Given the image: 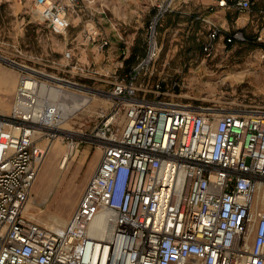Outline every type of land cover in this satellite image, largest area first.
I'll return each instance as SVG.
<instances>
[{
	"label": "built area",
	"instance_id": "built-area-1",
	"mask_svg": "<svg viewBox=\"0 0 264 264\" xmlns=\"http://www.w3.org/2000/svg\"><path fill=\"white\" fill-rule=\"evenodd\" d=\"M176 1L157 4L144 56L112 83L110 106L88 135L101 157L62 227L24 214L63 118L52 82L20 72L9 112L0 114V264H264V109L218 112L181 102L179 81L137 83L158 55L157 24ZM254 1L215 0L206 12ZM34 2L50 32L66 34L62 1ZM196 19L208 25L209 53L221 29ZM85 37L98 50L109 45L92 26ZM245 41L240 30L222 40Z\"/></svg>",
	"mask_w": 264,
	"mask_h": 264
},
{
	"label": "rangeland",
	"instance_id": "rangeland-1",
	"mask_svg": "<svg viewBox=\"0 0 264 264\" xmlns=\"http://www.w3.org/2000/svg\"><path fill=\"white\" fill-rule=\"evenodd\" d=\"M60 1L67 7L71 26L64 35L50 32L35 13L34 0H0V57L15 64L0 59L1 115L9 112L19 74L25 71L22 67L97 92L88 94L90 103L80 108L74 103L77 95L54 98L64 103L63 121L59 135L47 142V149L51 143L50 149L46 151L24 210L27 217L45 227L52 224L53 217H62L66 222L74 211L101 157L98 146L88 140V135L97 124L98 115L110 106L111 100L106 94L112 83L124 80L144 56L146 26L161 0ZM210 3L212 0L175 2L174 9L157 24L158 55L143 69L137 83L150 89L157 81H179L175 92L181 102L218 112L264 109V33L259 34L260 39L246 38L247 41L234 46L216 39L215 48L208 53L204 48L208 25L196 17L208 18L211 13L206 12V7ZM91 26L107 36L109 45L110 41L115 44L108 60L105 54L109 45L98 50L97 43L86 40L85 30ZM117 29L126 35L131 33V47L116 37ZM127 47L129 54L125 57L122 49ZM66 50L71 51L72 59L64 58ZM37 76L41 81H50L40 74ZM51 82L68 93L81 94ZM54 144L58 146L52 147ZM67 150V162L60 168L58 163ZM64 208L66 212L62 215Z\"/></svg>",
	"mask_w": 264,
	"mask_h": 264
},
{
	"label": "crops",
	"instance_id": "crops-1",
	"mask_svg": "<svg viewBox=\"0 0 264 264\" xmlns=\"http://www.w3.org/2000/svg\"><path fill=\"white\" fill-rule=\"evenodd\" d=\"M214 1L215 0H212V3H214ZM207 19L220 27L222 34L218 39H220L221 41L223 40V36L228 35L230 32H233L235 30H240L246 38H254L257 36L260 37L259 34L264 33V0L254 1L250 8H248L247 10L237 11L230 8H219L216 12L211 13ZM190 23L192 24L193 21L191 20ZM181 24L188 26L187 22H182ZM200 25L205 26L203 23H201ZM119 30H116V37H118V39L124 40V42L128 43V47H131V39L133 38V36H131V33L128 32L126 35L124 34V32H121ZM236 44H238V42H235L233 46ZM114 45L115 44L110 41V45L108 47L109 49L105 54V60H108L109 57H111L110 50L115 48ZM128 47L122 49V52L125 53V57L129 54ZM118 65L120 66L121 64Z\"/></svg>",
	"mask_w": 264,
	"mask_h": 264
},
{
	"label": "bare ground",
	"instance_id": "bare-ground-1",
	"mask_svg": "<svg viewBox=\"0 0 264 264\" xmlns=\"http://www.w3.org/2000/svg\"><path fill=\"white\" fill-rule=\"evenodd\" d=\"M0 59L1 60H4V61H6V62H8V63H10V64H12V65H15L13 62H11L10 60H7L6 58H2V57H0ZM19 65V64H18ZM17 65V66H18ZM19 67V66H18ZM22 69H24L25 71H27L28 73H32V74H35V75H37V74H40L42 77H44V78H47V79H49L50 81H53V82H55V83H58V84H60V85H63V86H66V87H69V89L70 88H72V89H76L77 91H79V92H81V94H78V93H75V92H70V93H68V91H66V90H64V89H61V88H59V87H57V86H55V85H53L52 86V90H53V96L54 97H66L68 94H70V96L71 95H77L78 97H77V100L74 102V103H76V105H77V108H80V107H82V106H84V105H88L89 103H90V100H91V97L89 96V95H93V94H95V93H97L96 91H94V90H91V89H88V88H86V87H84V86H80V85H78L77 83H74V82H68V81H65V80H62V79H59V78H56V77H53V76H50V75H46V74H44V73H41V72H38V71H33L32 69H30V68H27V67H22ZM40 76V77H41ZM71 89V90H72ZM89 94V95H88ZM106 96L107 97H109L107 94H106ZM93 100V99H92ZM58 103V102H57ZM73 103V104H74ZM72 104V105H73ZM64 105V103H58V107H59V110L61 111V116L62 117H64V114H63V110H62V106ZM71 105V106H72ZM50 145H51V143L49 144V146H48V149H50ZM54 146H58L57 144H54V145H52V147H54ZM48 149H47V153H48ZM69 150H70V148H69ZM69 150H67L66 152H64L63 154H62V156H61V159H60V161H59V167L61 168V167H64L65 166V164H66V162H67V158H66V156L69 154ZM47 153H46V156H47ZM58 153H59V150H58ZM57 153V154H58ZM50 155V154H49ZM46 156H45V158H46ZM57 156V155H56ZM45 160V159H44ZM44 162V161H43ZM43 164V163H42ZM24 210H25V208H24ZM64 212H66V208H64L63 209V212H62V215L64 214ZM31 216V215H30ZM52 224L51 225H49V226H47V227H51V228H53V225H54V223H55V227H62V226H64L65 225V223L66 222H64V219L62 218V217H53L52 218Z\"/></svg>",
	"mask_w": 264,
	"mask_h": 264
}]
</instances>
